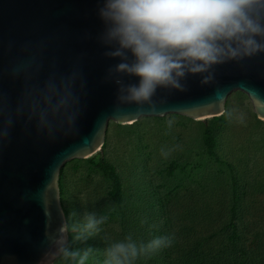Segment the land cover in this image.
<instances>
[{
  "label": "water",
  "instance_id": "water-1",
  "mask_svg": "<svg viewBox=\"0 0 264 264\" xmlns=\"http://www.w3.org/2000/svg\"><path fill=\"white\" fill-rule=\"evenodd\" d=\"M102 3L0 0V136L7 132L0 141V264H40L49 248L45 231L54 233L66 220L60 169L95 155L108 122L220 117L234 91L245 94L264 121V53L216 66L210 84L189 76L183 92L158 89L156 113L145 105V115L136 117L137 106L119 104L116 77H108L119 60L105 55L110 49L99 39Z\"/></svg>",
  "mask_w": 264,
  "mask_h": 264
},
{
  "label": "rangeland",
  "instance_id": "rangeland-1",
  "mask_svg": "<svg viewBox=\"0 0 264 264\" xmlns=\"http://www.w3.org/2000/svg\"><path fill=\"white\" fill-rule=\"evenodd\" d=\"M224 110L232 117L168 114L133 124L108 122L102 148L66 162L58 175L68 217H108L98 236L74 248L102 253L129 234L144 242L171 235V247L137 264H264V121L240 91L229 94ZM205 129L214 139L211 152ZM162 149L172 150L167 158ZM102 163L119 178L120 203L110 196L112 182ZM102 259L98 255L90 264Z\"/></svg>",
  "mask_w": 264,
  "mask_h": 264
},
{
  "label": "clouds",
  "instance_id": "clouds-1",
  "mask_svg": "<svg viewBox=\"0 0 264 264\" xmlns=\"http://www.w3.org/2000/svg\"><path fill=\"white\" fill-rule=\"evenodd\" d=\"M98 15L104 24L99 39L110 49L105 55L119 60L108 77H116L118 103L137 106L136 117L145 115V105L148 113H156L153 97L158 89L183 92L189 76H200L201 85L210 84L216 66L264 53V0H103ZM121 75L137 82L125 85ZM215 107L222 109V102ZM221 115L233 114L224 110ZM238 120L243 122V114ZM172 123L167 122L168 128ZM171 151L161 150L165 158ZM75 215L69 217L71 224L64 219L54 233L45 231L49 248L40 264H90L98 255L103 257L98 264H137L174 241L171 235L137 241L129 234L102 253L92 247L73 248L69 233L72 243H84L98 236L108 220L94 212L80 219Z\"/></svg>",
  "mask_w": 264,
  "mask_h": 264
},
{
  "label": "trees",
  "instance_id": "trees-1",
  "mask_svg": "<svg viewBox=\"0 0 264 264\" xmlns=\"http://www.w3.org/2000/svg\"><path fill=\"white\" fill-rule=\"evenodd\" d=\"M203 140L205 142V144L208 146V150L209 152H211L214 148V139L212 136V132L210 129H205L204 134H203ZM101 171L103 172L104 176L108 179H110V181L112 182L111 185V191H110V196L113 198V200L117 203L121 202V193H120V181L119 178L117 177V175L114 172V169L112 166L102 163L100 165ZM62 193V188L60 187V195ZM64 214L66 217V220L68 221V223L70 224V219L68 217V213L66 210H64ZM237 227L235 224H232V235L233 237L236 236V234L234 233L236 231ZM69 243L71 245V247L74 248V245L72 243V234L69 233ZM244 256V254H243ZM53 264H58L57 261H54Z\"/></svg>",
  "mask_w": 264,
  "mask_h": 264
}]
</instances>
